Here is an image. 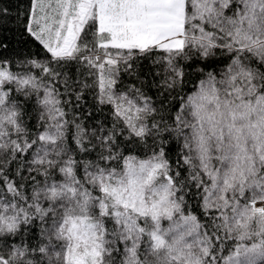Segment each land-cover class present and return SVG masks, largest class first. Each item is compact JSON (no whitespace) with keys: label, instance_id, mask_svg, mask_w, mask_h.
Segmentation results:
<instances>
[{"label":"snow or ice","instance_id":"6c2138e0","mask_svg":"<svg viewBox=\"0 0 264 264\" xmlns=\"http://www.w3.org/2000/svg\"><path fill=\"white\" fill-rule=\"evenodd\" d=\"M25 30L47 59L0 57V264H264V0H30ZM142 60L172 125L125 83ZM72 85L110 127L68 119Z\"/></svg>","mask_w":264,"mask_h":264},{"label":"trees","instance_id":"16d2710c","mask_svg":"<svg viewBox=\"0 0 264 264\" xmlns=\"http://www.w3.org/2000/svg\"><path fill=\"white\" fill-rule=\"evenodd\" d=\"M30 7V0H0V43L6 47H0V57L9 59L14 62H19L24 59H38L44 60L47 59V55L44 52L43 48L35 42L33 38L25 30V24L27 22V13ZM140 66L142 69L140 79L143 80V86L135 77H124L125 83L135 84L137 87H142V91L150 96L153 100L154 106L162 109L161 115L164 117L163 123L166 121L169 125H172V117L176 114V111L179 109V99L176 97V91H172L169 94L168 91H165L163 87H156L153 84V80L157 83L161 77L154 76L153 73L158 71V69L153 68L149 60L140 61ZM67 75L75 80H87L89 84L92 83V78L87 77L84 74H78L77 76H72V69H65ZM84 70H81L83 73ZM56 82V87L60 90L61 93H65V88L62 81ZM189 80H194V77H189ZM75 85H72L67 90V93L62 96V100H68L70 103L65 105V111L68 113V119L71 120L75 115L77 117V123L83 121L85 128L90 126L94 127L97 121L105 122L109 127L111 126L112 117L110 114V107L108 105H100L95 99V92L92 89H87L83 93L82 102H80L79 108H77V101L75 99V94L73 91ZM193 89V83H186L183 86V91L181 95L191 92ZM79 90V89H76ZM163 92V95L161 93ZM91 113V116L88 115ZM160 115L156 116V119L160 121ZM34 123V120H29V125ZM73 129L71 125L69 126V139L68 145L70 147H75L71 139V133ZM161 138L167 140L168 149L171 150V154L175 155L179 152V142L176 141L174 136L169 135V133H162ZM151 144V140H149ZM131 147H136V145H131ZM127 154V153H125ZM140 155V150L137 148L135 153ZM91 158V157H89ZM15 161L9 165L10 169L15 168ZM24 175H27L24 173ZM35 175V173H33ZM37 180H41L40 176H36ZM26 190H30L29 185H25ZM49 227L48 223H43L39 219H34L32 223L26 226L24 230V240L29 244L30 247H36L39 244L45 243L46 241L42 238V231ZM19 237L9 238L7 243H19ZM40 264H47L46 261H42L39 254H35L33 257Z\"/></svg>","mask_w":264,"mask_h":264}]
</instances>
